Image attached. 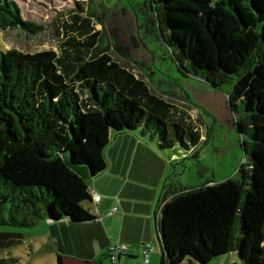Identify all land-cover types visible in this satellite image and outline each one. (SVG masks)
<instances>
[{
    "label": "trees",
    "instance_id": "trees-1",
    "mask_svg": "<svg viewBox=\"0 0 264 264\" xmlns=\"http://www.w3.org/2000/svg\"><path fill=\"white\" fill-rule=\"evenodd\" d=\"M151 1L158 36L179 65L189 63L197 76L205 70L200 77L219 88L235 79L229 104L243 105L237 127L248 137V162L233 176L163 185L156 204L160 264H207L232 251L243 264H264V0ZM74 18L65 26L82 37H68L58 51L0 50V224L93 221L82 206L91 194L76 169L94 176L106 167L112 132L137 129L159 150L188 152L201 142L193 126L172 118L173 105L147 79L97 49L101 32L89 19ZM8 28L45 29L25 20L16 0H0V29ZM23 237L0 230V249ZM56 260L63 264L60 255Z\"/></svg>",
    "mask_w": 264,
    "mask_h": 264
},
{
    "label": "rangeland",
    "instance_id": "rangeland-1",
    "mask_svg": "<svg viewBox=\"0 0 264 264\" xmlns=\"http://www.w3.org/2000/svg\"><path fill=\"white\" fill-rule=\"evenodd\" d=\"M16 1L25 20L39 23L45 29L36 34L20 28L0 29V50L18 48L39 51L53 48L58 51L61 42L68 37H82L65 26L71 25L74 17L80 15L81 19L90 20L91 29L101 32L98 50L106 49L114 60L147 79L153 92L173 105L172 118H180L199 133L201 142L191 151L183 152L177 148L162 150L163 156L170 162L168 184L173 182L174 185L193 187L206 179L224 180L233 176L241 163L248 162V155L242 146L243 140L248 137L238 132L237 127V122L244 118L243 105L238 104L237 110H233L229 104L231 85L235 79L219 88L200 77H206L205 70H198L197 76L189 63L184 61V66L179 65L177 57L170 55L171 51L158 36L153 1ZM171 47L173 51L175 46ZM196 151L197 155L191 156ZM0 230L24 234L19 244L0 249V259L14 257L17 262L13 264H56L54 255L38 253L42 243L36 234L32 235V230L3 224H0ZM155 238L154 244L161 250L160 241ZM30 242L35 249L29 245Z\"/></svg>",
    "mask_w": 264,
    "mask_h": 264
},
{
    "label": "crops",
    "instance_id": "crops-1",
    "mask_svg": "<svg viewBox=\"0 0 264 264\" xmlns=\"http://www.w3.org/2000/svg\"><path fill=\"white\" fill-rule=\"evenodd\" d=\"M103 156L106 167L94 176L84 168L76 169L91 196L93 192L101 195L97 203L91 198L85 200L88 203L82 202L95 219L82 222L67 218L51 222L41 220L28 228L42 243L38 253L54 255L55 260L60 255L63 264H111L106 256L107 249L119 240L126 245L119 263H139L141 245L149 242L155 246L148 256L149 261L160 264L162 253L154 244L158 220L154 213L163 185L168 183L170 162L162 150L148 137L141 136L137 129L112 132ZM114 207L116 210L110 214ZM29 245L36 248L32 242ZM207 264H243V261L232 251Z\"/></svg>",
    "mask_w": 264,
    "mask_h": 264
},
{
    "label": "built area",
    "instance_id": "built-area-1",
    "mask_svg": "<svg viewBox=\"0 0 264 264\" xmlns=\"http://www.w3.org/2000/svg\"><path fill=\"white\" fill-rule=\"evenodd\" d=\"M100 196H101L100 194L93 192L92 196H91V200L93 202L97 203L100 199ZM161 205H162V203L159 205L158 208H156V211H155L156 213H154L156 218H158V216H159ZM116 208L117 207H114L113 210L110 211V214L114 210H116ZM125 247H126L125 243H123L119 240H115L113 243H111L108 246L106 256H107V258L111 264H120L119 263V257L121 255H123ZM141 247H142V255H141L140 262L139 263L127 262L124 264H151L148 256H150V253L154 250L155 246L152 243L144 242V243H142Z\"/></svg>",
    "mask_w": 264,
    "mask_h": 264
},
{
    "label": "water",
    "instance_id": "water-1",
    "mask_svg": "<svg viewBox=\"0 0 264 264\" xmlns=\"http://www.w3.org/2000/svg\"><path fill=\"white\" fill-rule=\"evenodd\" d=\"M47 221H50L51 222V220H47Z\"/></svg>",
    "mask_w": 264,
    "mask_h": 264
}]
</instances>
